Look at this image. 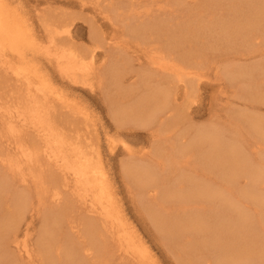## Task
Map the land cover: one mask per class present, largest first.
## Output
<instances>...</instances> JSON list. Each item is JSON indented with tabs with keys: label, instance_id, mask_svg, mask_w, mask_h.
Wrapping results in <instances>:
<instances>
[{
	"label": "bare ground",
	"instance_id": "obj_1",
	"mask_svg": "<svg viewBox=\"0 0 264 264\" xmlns=\"http://www.w3.org/2000/svg\"><path fill=\"white\" fill-rule=\"evenodd\" d=\"M68 1L78 12L98 9L113 29L121 19L124 32L142 46L141 68L131 69L128 61L127 67L122 50L119 59L109 53L94 70V47L86 46L90 54L76 47L68 27L72 20L50 21V6L24 19L0 0V66L16 87L0 88V264H107L108 253L119 264L154 263L91 146L95 137L78 134L76 123L88 128L89 117L69 93L54 92L34 58L50 63L66 86H91V78L104 83L117 127L150 130L148 152L155 159L130 160L122 175L131 201H137L134 189L146 190L138 198L139 212L182 262L264 264V115L244 108L230 113L228 124L210 118L193 127L178 101L197 86L196 70L209 66L214 81L226 80L221 94L235 89L264 105V0H208L175 23L170 5L140 10V0ZM81 19L101 48L104 33L92 17ZM110 37L106 45L115 44ZM254 53L263 59L232 62ZM131 72L136 84L124 87V75Z\"/></svg>",
	"mask_w": 264,
	"mask_h": 264
},
{
	"label": "rangeland",
	"instance_id": "obj_2",
	"mask_svg": "<svg viewBox=\"0 0 264 264\" xmlns=\"http://www.w3.org/2000/svg\"><path fill=\"white\" fill-rule=\"evenodd\" d=\"M3 1L7 4V6L10 9L16 12H19L23 16L24 19H27V18L34 19L33 15L35 13V9L37 10L39 8L50 6L51 10L49 11V13H51V11L53 10V14H54L52 16L49 15L50 21L54 19H57L63 22H65V20L67 19H68L67 21H70V22L71 20L72 22L74 21L73 22L74 24L71 22V24L68 26L70 28L69 29L70 34L73 36L74 44L76 43L75 45L79 50L84 48L85 50L88 51L89 54L90 52H89V49H87V47L88 48L94 47L93 49L90 48L91 50H93L92 51L93 56L95 57L94 58L95 61H93V63L95 64L92 63V66L94 65V68H95L94 70H96L97 69L96 67H99L107 59V56H106L107 54L110 53V54H113V56L117 57L119 53L122 52V50L124 52L122 53V56L128 53L126 56H123L125 65L128 61L129 64L132 66L130 67L131 69L137 70L141 68V67L137 68L139 66V62L141 61L140 59L137 58V56L141 54L142 46L141 44H138L134 38H132L131 36H129L127 33L124 32L120 23H118L121 20L119 18L117 22L118 26L115 27L117 29L115 28L113 29L112 27L114 26L108 25V23H106L104 19L100 18L103 16H102V12L101 13L98 12L99 11L98 9L96 11H94L93 9L89 11L91 14L89 12H78L79 7L77 6V4L73 2H69L68 0H48L47 2L42 1V0H3ZM102 1L103 2H101V5H104V2L106 4L107 2L111 0H102ZM112 1H115V2L120 1V3H124L127 1V3H129L130 0H126V1L125 0H112ZM140 1H141L140 7H139L140 10L144 9L146 6H149L151 4H152V7L154 8H157L159 6L158 9L161 8V10H165L168 7V5H170L171 6V7L169 6L170 11L172 10L175 11L174 13L173 12H170V13L171 14L173 13L175 15L176 13L178 14L180 12L179 9L183 8L181 10L183 11V14L182 13L179 15L176 14L177 17H175L173 21V23H175V22H178V20L181 21L185 19L189 11L192 12L191 11L192 9L194 10L196 9L195 11H199V7L197 5L205 4L206 1L208 0H178L177 3L181 1V3L179 4H176L177 0H140ZM124 8L125 6H123V9ZM77 13L79 14V17L77 16L78 15ZM202 14L203 13H201V15ZM76 16L77 18H75ZM85 16L92 17L93 26L94 27L96 26L95 28L97 29V31H100L101 35L103 33L105 34V35L103 34L102 36H104L106 40H109L108 37L110 36L114 38V42H115V44L113 43L115 45L114 48L110 47V46H113V44L106 45L107 44L106 40H103V43H102L103 48L96 47V43L93 42V39H91L89 36L87 24L81 19V17L85 18ZM178 16H182V17L179 18ZM129 19L130 20L128 22L132 21L130 22L132 23V25L136 23L137 21L133 18H129ZM106 25L108 26L109 29L107 28ZM110 30L114 32L112 33L110 32ZM108 33H112V34L108 35ZM100 44L101 43H99V45ZM108 46L111 48L110 50H108L109 48ZM26 54H27V57H29L28 56L29 53L26 52ZM239 56H236V57L234 56L235 59H233L232 62H235V64L238 63L239 65L241 63L242 64H250V63L252 64L253 61L257 63L258 61L263 59L262 58L263 56L259 57L257 53L252 54L251 57L250 55H247V56L239 55ZM5 57L8 58V56H5ZM237 57L239 59H237ZM11 58L14 61L16 60L12 56ZM119 58H120V55L117 57V59ZM127 58H130V59L126 60ZM34 59H35L34 61L36 65L38 67H41V71L43 72L44 76L51 82V85L54 88V92L69 93L70 98L77 103L79 110L81 112H84L89 117L90 121L89 120L87 121L89 124L88 128H85L83 126V123H76L77 124L76 126L78 127V134L81 136L82 139L85 135L92 137V139L95 137L92 140V143L94 145H91V146L94 149H96V151L98 152L102 160V163H103V169L108 177L110 184L112 185V189H115L117 193V197L120 198V206L122 207V210L125 213V216L130 221L131 225L136 229V232L140 235V237L144 241L143 246H145L147 251L150 252L149 254L152 255L153 262H154L153 264H186L185 261L182 262L183 259L176 256L173 250L170 251V249H172V244L170 242L167 243L165 240H163L161 236L151 226L149 221L143 216H141V213L139 211L142 208L143 203H141V201L139 202L138 198H140V200L144 199V195L146 196L147 194L146 190L142 191L139 189H134L135 191L132 192L133 197L138 202L134 200L131 201V195H129V192L126 190V186H125V182H124V178H123L122 170H121L122 166L129 163L130 160L138 162V164H144V162L146 164L147 160L153 161L155 159V155L152 154L153 152H148V150L151 149L150 146L152 144L151 143L152 140L149 135L150 130L148 131V129L135 127L132 125L131 126L124 125L121 127H117L118 126L116 124L117 122H115V119H113L110 109L107 108V103L105 101L106 89L104 87L105 86L104 83L98 82L95 78H91L90 79L91 81L89 80L91 82L90 83L91 86L88 85L87 83H86L87 85L86 84L81 85V83L80 84L77 83L75 85L72 84L71 86H66V84L61 82V80L59 79L56 73L55 68L54 67L52 68V65L50 63L46 61L45 62L37 61L36 58ZM84 60L88 61V59L86 58H84ZM239 60L240 61L242 60V61L240 62ZM35 63H32V64H35ZM129 64H127L126 66L128 67ZM210 64L211 62H209L208 65ZM122 68H123V65H122ZM208 68L205 66L199 70H196L197 73H201V77L197 80L198 81L197 86H195L196 84L195 85L193 84L192 87H190L187 95L182 96L181 89H178V92H180L181 94V96L179 95L178 101L186 107V111H187L186 114H187V117L189 118L188 120L190 121L193 127L202 126V125H205V123L208 124L214 121V119L216 120L219 118H221L220 120L222 119L223 120L222 121L216 120V123H218L219 121V123L228 124V122L230 123L231 121L230 119L231 117H229L231 115L230 113L233 114L237 112H242L245 109L246 110L248 109L249 112L253 110L254 112H257V114L264 115V105L250 102L252 101L251 97H248V98L246 97V99L245 98L243 99L241 97V93H237L235 89H234V92L228 89V92H227L228 95L226 93L221 94V92H223L225 85L227 86V84L224 83L226 82V80L222 77V80H225L224 82L222 81L223 83L217 80L214 81L213 77H211V73H210L211 71L209 70H208L209 72L207 71ZM131 73H129V75H127L126 73L124 75L123 82H122L124 87L125 86L128 87V86L136 84L135 82L136 76L135 74H133V72ZM89 76H92V74ZM197 81H195L194 83H196ZM14 84H15L14 80L10 78L9 72L5 71L4 66H0V88L4 89L3 91L6 90L5 92H15L16 87ZM135 92H139V91L136 89ZM119 99L121 100V98ZM122 100L124 101V103L126 102L125 98H122ZM228 105L231 106L232 108L230 107L228 108ZM220 107L221 108L223 107V108L221 109ZM218 109L220 110L219 112L217 111ZM215 112H217V114ZM210 113L212 114L214 113L213 114L214 116ZM225 113H228L229 115H225ZM222 114H224L225 116ZM77 115L82 116V114L80 113H77ZM221 116H224V117H221ZM226 117H229V118H226ZM210 118H213V119L210 120ZM208 119L210 120V122L206 121ZM171 135H173V133ZM150 155L153 159H148ZM243 181L241 183H243ZM158 200H159L158 196L155 199H153V201H158ZM109 254L110 253H108L106 256L112 259V261L113 260L116 261L115 258H117L118 263L116 262V264H119L120 259L118 258V256L116 254L114 255L111 254V256L112 255L114 256V257L113 256L111 257ZM107 257H105V261L107 260L106 261L107 264L112 263L111 260L106 259ZM120 262H122V259ZM101 263L103 262L101 261Z\"/></svg>",
	"mask_w": 264,
	"mask_h": 264
}]
</instances>
